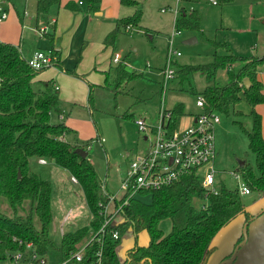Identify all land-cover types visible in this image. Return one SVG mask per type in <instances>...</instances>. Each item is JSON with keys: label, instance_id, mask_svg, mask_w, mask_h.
I'll return each instance as SVG.
<instances>
[{"label": "trees", "instance_id": "trees-1", "mask_svg": "<svg viewBox=\"0 0 264 264\" xmlns=\"http://www.w3.org/2000/svg\"><path fill=\"white\" fill-rule=\"evenodd\" d=\"M59 1L36 0L37 19ZM231 1L233 0H218V3L222 5ZM100 2L101 0H85V10L97 11ZM119 3L133 7V13L116 20L115 26L103 40L106 45L114 43L120 27L127 24L138 25L141 19L139 1L119 0ZM65 7L79 9L72 1L66 2ZM181 9L173 27L178 31L182 28H198L200 16L195 8L190 11ZM44 35L52 41V36L46 33ZM222 45L228 51L226 54L215 53L207 63L181 65L178 75L196 70L209 77L219 69H225L228 80L224 85L206 86L198 95L204 98L207 111L218 110L227 115L242 114L235 109L242 98L249 105L251 128L247 130L239 121L234 122L239 124L247 136L248 149L254 155V167L245 161L242 166L237 164L236 171L241 174L251 192L260 194L264 191V116L256 110V106L264 102V78L260 80L257 76V67L262 58L237 56L228 45ZM47 50L57 56L55 65H61L59 51L54 46ZM123 66L125 64L120 62L115 69L114 79L117 85L125 79L141 75V72H128ZM43 70L44 68H32L16 45L0 40V199H5L15 212L23 207L25 201H29V214L25 218L8 216L0 211V261L10 251H24L27 242H31L37 253L43 256L53 246L59 259L64 260L87 233V227H79L63 233L58 246L52 244L49 237L52 222L51 184L29 170L31 157L53 161L79 182L92 214L90 226L93 231L99 229L108 217L102 213L103 205L99 204H104L106 200L102 198L96 169L88 153L86 157H81L75 151L77 147L86 148L79 142L65 140L64 136L71 128L62 122L53 123L50 120L51 112L59 111L57 89L50 80L43 81L38 89L32 87L33 78ZM107 80L108 77L105 78V86ZM246 80L249 83H245ZM171 113V121L174 123L177 116L184 113L183 105H175ZM90 140L92 139L84 144L88 145ZM138 194L149 195L150 201L144 202L138 197L129 198L122 209L123 221L105 223L101 242L94 240L87 246L82 264H89L96 251H101V264H205L214 250L209 247L212 237L244 208L238 188L230 189L223 183L216 194L207 197L205 207H196L194 199L202 200L204 193L199 179L194 175L183 176L168 186L140 191ZM34 213L38 217L39 227L32 221ZM165 218L171 220V229L166 234L158 226ZM130 228L134 243L126 249L124 259L120 260L116 247ZM113 230L118 231L117 239L111 236ZM141 231L148 234L145 245L136 242Z\"/></svg>", "mask_w": 264, "mask_h": 264}, {"label": "rangeland", "instance_id": "rangeland-1", "mask_svg": "<svg viewBox=\"0 0 264 264\" xmlns=\"http://www.w3.org/2000/svg\"><path fill=\"white\" fill-rule=\"evenodd\" d=\"M21 13L25 8L27 15L37 16L34 9V0H9ZM85 2V0H81ZM141 3V19L138 25L132 26L129 31L120 27L116 33L112 48L118 53L123 63L124 70L128 72H141V75L125 79L119 85L115 82V69L118 63L111 62L107 85L102 88L93 85L91 92L84 94V102L80 107L74 108L72 115L77 114L79 130L78 139H84L79 143L86 148L89 159L92 161L100 179L102 198L106 201L108 209H112L113 200L108 194L120 198L123 194L122 182L131 159L144 154L148 142L143 138V132L138 130L136 120L141 117L146 123L155 124L158 121V113L162 105L165 110L172 109L177 104H182L184 113L177 116L175 127L182 129L189 125L192 115L201 110L196 106V98L206 86L217 84L224 85L228 78L225 69H219L214 75L207 77L205 73L192 70L185 75H178V70L184 64H202L213 59V55H224L228 51L222 44L228 45L233 54L237 56H255L262 58L259 69L264 70V0H233L225 4H211L208 0H198L193 3L197 8L201 19L196 29L182 28L174 33V14L167 9H161L169 5H175V0H138ZM8 0H0V6L5 7ZM53 4L48 10L52 14ZM122 14L132 13V7L121 6ZM54 15V14H53ZM41 17V16H40ZM28 20V19H27ZM39 27V24H37ZM40 45L49 44V40L39 35L34 27ZM174 33L172 39L173 50L179 52L175 57L172 68L175 70L173 78L164 80L160 69L164 65L165 54L168 47L169 35ZM188 38L195 41L187 43ZM33 42V39L30 40ZM24 42H28L24 37ZM213 42L218 45L215 46ZM105 85V84H104ZM109 86V87H107ZM33 89L41 87L37 82L32 83ZM164 90L163 101L162 93ZM90 92V98H89ZM58 109H62L64 100L59 96ZM79 106V105H78ZM82 108V109H81ZM235 109L242 112L241 115L232 113L224 114L215 110L220 121L215 124L216 155L214 166L216 179L220 180L227 188L233 189L240 185L241 180L235 177L238 160L244 159L254 167V155L248 149L247 136L239 124L249 130L251 118L248 115L249 105L244 98L235 105ZM79 110V111H78ZM256 110L264 113V102L256 106ZM69 111V109L67 110ZM56 113H52L51 119ZM66 115V113H65ZM55 123V122H54ZM85 135V138L81 135ZM264 135V129H263ZM92 137L89 144L86 143ZM100 137L103 141H100ZM69 139V137H66ZM87 138V139H86ZM75 143V142H73ZM38 164L37 157L29 159V168L51 184L50 204L52 210V222L49 228V237L54 246H58L61 236L65 232L73 231L79 227H87L85 239L90 238L92 228L90 221L92 214L87 206L84 192L77 181L72 180L70 173L51 160ZM259 194L251 192L241 195L244 205L250 204ZM144 202L150 201L149 195H136ZM202 200L194 199L196 207L201 206ZM29 201L23 204L15 212L9 203L1 198L0 211L8 216H20L25 218L29 214ZM32 221L39 227L36 214L32 215ZM159 228L168 233L171 229L170 218L162 219ZM132 240V231L128 229L121 238L117 251L122 258L124 247ZM148 234L141 231L138 235V243L146 244ZM47 264H58L60 259L53 246L46 255Z\"/></svg>", "mask_w": 264, "mask_h": 264}, {"label": "built area", "instance_id": "built-area-1", "mask_svg": "<svg viewBox=\"0 0 264 264\" xmlns=\"http://www.w3.org/2000/svg\"><path fill=\"white\" fill-rule=\"evenodd\" d=\"M198 0H175V5H169L162 8L165 12L167 9L174 14L173 24L176 18L181 13V8L185 11H190L194 8L193 3ZM211 4H218V0H208ZM187 3L186 6L183 4ZM24 15L28 13L25 9ZM8 17L7 10L0 6V21ZM54 22V19L44 24H39L35 27L39 35H44L49 24ZM132 28L131 24L124 26L126 31ZM174 28V27H173ZM179 31L174 28V33ZM174 33L169 35L168 47L165 54L164 65L160 69L165 83L168 79L173 78L175 70L172 64L175 62V57L179 56V52L173 50L172 39ZM28 64L36 69H42L49 66H54L57 56L51 54L48 50H36L26 59ZM113 62L123 63V59L118 53H114L112 57ZM56 88V86H55ZM164 90L162 93L163 101ZM196 106L201 110L198 114L193 116V122L182 129H176L175 122L172 123V113L170 110H165L163 105L158 113V121L155 124L146 123L144 118L139 117L136 120L138 130L143 132V138L148 142L147 149L144 154L137 155L131 159L129 167L126 171L125 178L122 182L124 189L120 198L113 195H108L112 198L114 204L112 209H108L106 203H99L103 205L102 213L107 219L104 224L92 231L90 238L83 239L70 255L60 260L58 264H82L86 254L87 246L94 240L101 242L104 233V225L108 221H119L122 218V209L131 197L138 195L140 191H148L168 186L173 182L179 180L186 175L196 176L203 189L204 197L202 199V207L207 204V197L210 194H216L219 187L222 185L220 180L216 179V169L214 166V159L216 155L214 127L220 121L219 116L215 110L207 111L205 109V100L201 95L196 98ZM103 141V138H99ZM39 163H46L45 158H38ZM237 179H240V185H237L241 195L250 194L251 190L242 179L240 173L234 174ZM73 181H76L72 177ZM111 236L114 239L119 237L118 231L113 230ZM101 251H96L94 258L89 264H101ZM0 264H47L46 256L39 255L36 248L31 242L25 244V250L10 251L6 257L0 261Z\"/></svg>", "mask_w": 264, "mask_h": 264}, {"label": "crops", "instance_id": "crops-1", "mask_svg": "<svg viewBox=\"0 0 264 264\" xmlns=\"http://www.w3.org/2000/svg\"><path fill=\"white\" fill-rule=\"evenodd\" d=\"M68 1L77 4L79 9L66 8L65 3ZM6 3L5 7L9 9L10 14L6 19L0 21L1 41L16 45L25 59L29 58L34 51L47 50L50 46H54L59 51L61 65L44 68L33 78L32 83L37 82L41 86L43 81L50 80L52 86H56L58 96L65 101L66 106H62V109L59 108L58 112H51L50 120L53 123L62 122L71 128V131L65 134V140L71 143H78L79 140L82 142L84 139L77 140V130H79V122L83 119H78L77 114L79 112L72 115V111L82 105L85 100L84 94L90 91L93 85L102 88L105 86V74L111 68L114 48H112V45H106L103 40L106 34L115 26L118 18L128 16L121 15L122 4L119 3V0H101L97 11H86L85 2L81 0H60L52 14L48 15L47 12L37 19L36 16L24 15L23 11L26 8L19 13L14 8L11 10L12 7L10 9V6L13 5L9 0ZM35 3L36 0H34V9ZM183 5L186 6L187 3ZM194 8L199 14L197 8ZM52 19H54V22L49 24L50 27L46 32L47 35L52 36V41L43 35L49 40V44L40 45V39L35 38L37 33L34 27H36V24L41 25ZM24 37H27V43L24 42ZM31 39H33V42L30 41ZM257 68L258 79L263 80L264 70H260L259 66ZM68 109L69 111H67ZM52 113H56L53 117L56 120L51 119ZM260 114L264 116V113ZM193 116L190 120L191 123L193 122ZM67 136L69 139L66 138ZM81 136L85 138V135L82 134ZM38 164L44 165L45 163L38 162ZM29 170L32 171L30 168Z\"/></svg>", "mask_w": 264, "mask_h": 264}, {"label": "water", "instance_id": "water-1", "mask_svg": "<svg viewBox=\"0 0 264 264\" xmlns=\"http://www.w3.org/2000/svg\"><path fill=\"white\" fill-rule=\"evenodd\" d=\"M193 41H195V38L185 40L187 43ZM245 83H249V81L246 80ZM75 151L81 157H86L88 153L87 150L80 147H77ZM244 163V159L238 160V166H242ZM19 176L20 174L18 173ZM246 214L252 216L250 222H245ZM123 218L122 216L119 221L114 220L113 223H119L123 221ZM241 235L243 236L242 240L233 247ZM133 243L132 234L131 242L123 249L122 258L117 251L119 245L116 247V253L120 260L124 259L126 249L131 247ZM209 247L215 249L209 254L205 264H264V191L250 204L244 205L242 212L215 233ZM227 255H229V258L224 259Z\"/></svg>", "mask_w": 264, "mask_h": 264}, {"label": "flooded vegetation", "instance_id": "flooded-vegetation-1", "mask_svg": "<svg viewBox=\"0 0 264 264\" xmlns=\"http://www.w3.org/2000/svg\"><path fill=\"white\" fill-rule=\"evenodd\" d=\"M251 218H252V216L251 215H248V214H246V219H245V222H250V220H251ZM133 234V233H132ZM139 235V234H138ZM242 235L238 238V240L234 243V245H233V247L237 244V242H239L240 240H242ZM137 243H138V237H137V241H136ZM213 249H215V248H213ZM226 258H229V255H227V256H225L224 257V259H226Z\"/></svg>", "mask_w": 264, "mask_h": 264}]
</instances>
